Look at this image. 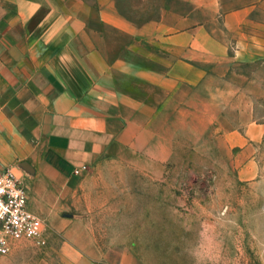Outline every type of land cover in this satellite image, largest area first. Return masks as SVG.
<instances>
[{"label":"crops","instance_id":"1","mask_svg":"<svg viewBox=\"0 0 264 264\" xmlns=\"http://www.w3.org/2000/svg\"><path fill=\"white\" fill-rule=\"evenodd\" d=\"M229 59L264 65V0H0V169L31 163L30 209L50 213L76 168L147 150Z\"/></svg>","mask_w":264,"mask_h":264},{"label":"rangeland","instance_id":"2","mask_svg":"<svg viewBox=\"0 0 264 264\" xmlns=\"http://www.w3.org/2000/svg\"><path fill=\"white\" fill-rule=\"evenodd\" d=\"M207 68L147 150L104 157L55 191L59 204L38 213L46 247L22 241L0 264H264V65ZM19 164L31 199L36 169Z\"/></svg>","mask_w":264,"mask_h":264},{"label":"built area","instance_id":"3","mask_svg":"<svg viewBox=\"0 0 264 264\" xmlns=\"http://www.w3.org/2000/svg\"><path fill=\"white\" fill-rule=\"evenodd\" d=\"M88 166L76 168L75 175ZM29 190L10 168L0 169V255L6 256L22 241L48 245L45 220L30 209Z\"/></svg>","mask_w":264,"mask_h":264}]
</instances>
